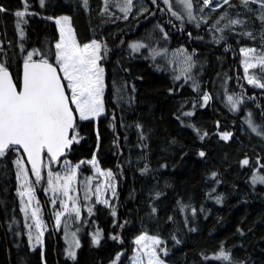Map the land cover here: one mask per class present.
<instances>
[{
  "label": "trees",
  "instance_id": "obj_1",
  "mask_svg": "<svg viewBox=\"0 0 264 264\" xmlns=\"http://www.w3.org/2000/svg\"><path fill=\"white\" fill-rule=\"evenodd\" d=\"M144 3L146 10L134 14L105 0H0V63L17 87L26 50L37 49V58L53 61L57 31L49 17L69 15L79 44L101 42L104 112L96 122L76 118L71 135L78 142L60 159L88 173L83 160L95 156L101 169L112 172L118 191L112 208L81 197L82 217L72 227L79 244L69 257L64 231L54 225L42 168V178L33 183L44 235L42 245L32 248L10 147L0 156V264H108L121 251L118 264H128L133 239L141 233L158 237L157 256L168 264H264V185L251 183L257 152L246 149L254 143L241 127L249 113L264 133V88L246 80L240 63L239 47L254 41L226 30L224 42H213L202 32L204 23L174 17L163 0ZM153 32L165 35L169 45L179 42L216 56L242 108L232 115L216 99L201 106L197 90L134 52L133 43ZM220 122L233 129L228 143L218 138ZM97 228L102 236L94 243Z\"/></svg>",
  "mask_w": 264,
  "mask_h": 264
},
{
  "label": "rangeland",
  "instance_id": "obj_2",
  "mask_svg": "<svg viewBox=\"0 0 264 264\" xmlns=\"http://www.w3.org/2000/svg\"><path fill=\"white\" fill-rule=\"evenodd\" d=\"M105 1L107 5L112 3L113 7L123 12L132 11L134 14H138L146 10L144 8V0H131V3L128 0ZM190 3L191 8H188L183 0H169L165 4L171 14L176 13L177 16L190 19L194 23H204L205 27L202 32L206 33L209 40L213 42H224L226 40L224 31L226 30L232 31L237 35L238 39L253 40L252 44L239 47L240 63L244 68V75L248 82L252 78L259 84H264V60H262L264 58V7H262V0H255V2L249 0L247 4L243 0H229L228 3H224V0H211V3L207 6L204 4V0H190ZM63 17H67L68 20L64 21L61 19ZM49 18L55 23L57 31L52 61L56 64V44L61 40V27H64L66 35L70 28L76 42L77 39L69 15L62 14ZM177 19L180 20L179 17ZM57 20H60L61 23L57 24ZM233 21L238 22L233 23ZM21 35L23 34L21 33ZM92 41L83 44L77 42V44L83 47L85 44H91ZM95 41L101 46L100 41ZM133 45H136V47H133ZM133 45L132 49L134 52L145 54L154 59L157 67L168 70L180 84L197 90L200 93L198 98L201 106L210 105L216 99L232 115L242 108L243 100L237 91L229 88L227 70L216 56L204 54L196 49L187 50L179 42L169 45L165 35L158 32H153L148 40L134 42ZM248 49L253 51L249 52L247 51ZM29 52L34 53L33 59H46L44 56L37 58L39 54L37 49L26 50L25 59ZM99 55L101 57V47ZM209 59H211L212 63L209 62ZM248 64H253L255 67H248L246 71V65ZM98 65L104 70V91L101 97L104 105L105 69L100 60ZM60 73L63 77V73ZM208 75H211V77H208ZM64 83L67 84V81H64ZM251 84L258 86L257 83ZM99 116L92 119L96 122ZM76 118L79 119L78 113H76ZM218 126V138L223 143H228L231 140L232 127L224 122H220ZM241 127L243 132H249V138L252 139V144L254 143L252 146L247 145L246 149L250 153L257 152L255 154L257 166L251 177V183L264 185V179H262L264 178V158L262 155V151L264 152V133L249 113L245 114ZM193 128L197 131L200 126L193 124ZM225 133L229 134L227 139L223 138ZM13 150L16 153L13 160L17 180L16 191L20 200L29 243L32 248H36L42 245L43 231L41 228V205L35 194L33 181H40L42 176L41 174L39 177L35 175L21 149L14 146ZM93 158L92 156L90 159L83 160L85 163L84 168L89 169L88 173H83L78 169V163L76 164L67 158L52 161L47 155L44 157L42 166L44 170V192L52 208L56 229H63L64 231L69 257H74L76 247L79 244L78 235L72 227L79 223L82 217L81 197L84 199L92 197L97 204L111 208L115 207L118 197L117 182L113 174L111 176L107 175L111 171L101 169L96 159L95 164L91 163ZM41 169L39 170L40 172ZM69 177H71L70 182L68 180ZM65 184H67L68 188L67 195L64 192ZM34 212L35 215H33ZM62 215H65V217L63 218ZM101 236V231L97 228L92 234L93 242L98 243L101 240ZM141 236L146 237V239L137 244L136 240ZM156 241H159V239L155 235L146 233L137 235L133 239L134 247L128 258V264H149V253H156L158 244ZM122 255V251L118 252L108 264H118ZM156 257L163 264H168L160 259L157 253Z\"/></svg>",
  "mask_w": 264,
  "mask_h": 264
},
{
  "label": "snow or ice",
  "instance_id": "obj_3",
  "mask_svg": "<svg viewBox=\"0 0 264 264\" xmlns=\"http://www.w3.org/2000/svg\"><path fill=\"white\" fill-rule=\"evenodd\" d=\"M128 2L131 3V0ZM164 2L167 4L169 0ZM183 2L191 8L190 0ZM228 2L229 0H224V3ZM243 2L247 4L249 0ZM210 3L211 0H204L206 6ZM0 11L4 9L0 8ZM16 15L23 16L24 13L17 12ZM61 19L68 20L67 17ZM237 22L233 21V23ZM56 23L60 24L61 21L57 20ZM60 31L61 40L56 44L55 56L56 65L63 73V77L58 74L57 67L47 59L35 61L34 53L29 52L24 60L22 82L18 89L7 67L0 64V156L12 146L22 148L27 153L37 177L40 176L42 153L46 151L52 159H56L74 141L78 142L76 135H70V132L74 133L76 130V113L79 114L80 120H89L104 111L101 99L104 91V70L98 65L101 59L100 44L93 40L91 44L81 47L77 44L70 28L67 35L64 27H61ZM248 67L255 65H246V71ZM63 81H67V84ZM249 83H257L259 87H264V84H259L252 78L249 79ZM228 135L225 133L223 138L227 139ZM200 155L203 156L204 153L201 152ZM91 163L95 164V158ZM243 163L247 164L248 161L245 160ZM107 175L111 176L112 173L109 172ZM68 180L70 182L71 177ZM67 191L65 184V195ZM144 239L146 237H138L136 243L140 244ZM224 259H227V256H224ZM149 264H163V262L158 260L155 252H151Z\"/></svg>",
  "mask_w": 264,
  "mask_h": 264
},
{
  "label": "water",
  "instance_id": "obj_4",
  "mask_svg": "<svg viewBox=\"0 0 264 264\" xmlns=\"http://www.w3.org/2000/svg\"><path fill=\"white\" fill-rule=\"evenodd\" d=\"M33 60H35V61H39V60H41V59H33ZM48 62L51 63V64H53V66H56V67H57L58 74L62 77V75H61V73H60V71H59L58 66H57L56 64H54L53 62H50V61H48ZM23 64H24V61L22 62V65H21V75H20V83H19V87H20V84H21V82H22V77H23ZM8 70H9V69H8ZM9 73L12 75V73H11L10 70H9ZM12 78H13V76H12ZM13 81H14V78H13ZM14 83H15V81H14ZM63 83H64V81H63ZM64 84H65V83H64ZM19 87H18V89H19ZM66 92H67V89H66ZM75 115H76V114H75ZM70 135H71V132H70ZM72 145H73V143H72ZM72 145H71L69 148L65 149L64 152H63V154L60 155L59 157H57L56 159H52V158L47 154L46 151H45L44 153H42L39 170L42 168V165H43V162H44V157H45L46 155H47L48 157H50L52 161H57V160H59L61 157H63V156L66 154L67 150L70 149V148L72 147ZM16 147H18V146H16ZM19 149H21V151L24 153L28 165L33 169V166H32V164H31V162H30V160H29V157H28L27 153H25L24 150H23L22 148H19ZM42 235H44V232H42Z\"/></svg>",
  "mask_w": 264,
  "mask_h": 264
}]
</instances>
